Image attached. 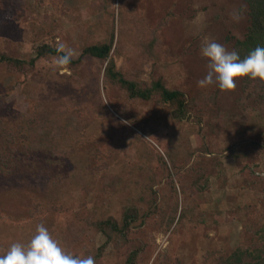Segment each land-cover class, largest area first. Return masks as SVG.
<instances>
[{
  "label": "rangeland",
  "instance_id": "374dc122",
  "mask_svg": "<svg viewBox=\"0 0 264 264\" xmlns=\"http://www.w3.org/2000/svg\"><path fill=\"white\" fill-rule=\"evenodd\" d=\"M100 4L101 0H0V52L29 60L39 45L48 43L63 45L61 49L78 60L84 47L108 38L113 25L117 39L124 25L130 34L131 29L136 33L123 43L120 54L112 53L117 66L142 82L162 77L170 87L197 98L198 107L189 119L172 121L168 108L155 99L131 100L120 88L105 85V65L88 56L74 68L59 65L58 58L40 59L25 73L0 64V120L8 122L2 126L17 131L12 124H27L29 89L58 99L50 104L65 105L68 125H80L74 142L64 136L75 151L60 157L58 165L40 155L11 175H0V255L12 243L27 244L44 224L68 252L96 256L106 237L90 222L108 216L120 220L131 206L138 209L139 219L128 241L108 244L96 264H126L137 248L136 264H211L239 244L263 246L254 230L264 225V150L250 144L264 146V119L239 105L240 78L228 91L198 85L207 73L202 43L215 40L232 51L235 40L247 33L243 0ZM112 10L114 18L109 15ZM234 11L242 13L239 21L232 18ZM148 35L159 42L156 61L145 54ZM201 92H216L217 106L228 117L216 119L200 99ZM62 96L66 100L59 99ZM76 109L79 115L73 113ZM235 147H240L238 158L230 155ZM200 170L206 175L202 182L208 180L202 191L192 185ZM148 183L155 184L160 207L171 210L177 201L178 213L186 211L184 224L167 230L156 218H144Z\"/></svg>",
  "mask_w": 264,
  "mask_h": 264
},
{
  "label": "trees",
  "instance_id": "16d2710c",
  "mask_svg": "<svg viewBox=\"0 0 264 264\" xmlns=\"http://www.w3.org/2000/svg\"><path fill=\"white\" fill-rule=\"evenodd\" d=\"M243 2L249 18V27L244 38L236 39L234 42V50L239 52L241 58L257 46H264V0H243ZM107 3L108 0H101L100 5L106 7ZM109 15L114 18L115 11H110ZM123 16L124 12L122 13V19L124 18ZM115 31L116 29L113 25L108 38L100 43L84 47L81 57L78 60L70 59L67 65L70 68H74L82 62L84 57L96 58L102 62V65H105L103 70V83L105 85L120 88L131 100L149 102L155 99L160 105L168 108V118L172 121L181 122L189 119L191 112L196 111L198 107L197 98L188 97L181 88L170 87L162 77H152L150 82H142L137 78L130 77L117 66L112 53L120 54L123 43L131 35L134 36L136 32L131 29L130 34V29L121 25L118 29V38L116 39ZM145 41L149 45V48L145 50V54L150 60L156 61L160 56L157 48V44H159L157 38L148 35ZM65 53L61 48L43 43L36 48L34 57L29 60L14 58L7 53L0 52V64L6 65L9 69L25 73L27 69H35L37 61L40 59L59 58ZM52 79H56V77L53 76ZM240 81L241 95L238 98L239 105L241 107L245 105L251 112L264 119V80L243 77L240 78ZM73 86V88L78 90L79 85L73 83ZM14 87L15 85H11L10 91L14 90ZM199 97L205 100L206 108L216 119L228 117L217 106L216 92L213 94L201 92ZM27 98L31 101V109L24 114L26 125H22L24 121L12 124V126L14 125L17 128V131H13L2 126L4 119L0 120V175H11L14 169L16 170L20 165H28L33 157L40 155L43 157L47 156L45 160L55 166L58 165L60 157L69 156L75 151L74 147L69 146V148L67 146L69 142L68 140L64 141L63 138L66 136L74 142L76 140L75 133L79 130L80 125L78 124L75 128H71L68 125L66 106L50 104L51 101L55 103L58 99L43 98L42 93H37L32 89L28 90ZM65 98L67 97H59V99ZM79 109L73 110V113L79 115L81 113ZM202 116V114H199L198 119L201 120ZM91 121L90 117L87 116L86 124ZM26 131L31 132V135L25 133ZM79 141L77 140V142ZM250 146L257 150H264V146L255 142L251 143ZM203 149L207 150L205 146ZM239 152L240 147H235L230 151V155L238 158ZM160 162L166 169L168 177H171L167 161L161 155ZM205 176L203 170L195 171L192 185L201 191L206 189L208 180L202 182ZM170 184L175 187L174 180L170 179ZM147 188L148 193L144 195L143 201L147 204L148 210L144 214V218H156L159 224L166 227L167 230H171L172 227L175 230L177 226L185 223L187 213L183 210L180 214L178 213L179 205L177 201L171 210L166 209V207H160L155 184L148 183ZM138 219V209L131 206L124 209L120 220L114 216H108L90 222L91 227L96 232L102 233L106 237L105 244L98 249V253L96 256L94 255V258L98 259L102 256L105 248L110 243H126L129 233ZM254 233L259 236L261 242H264V225L254 230ZM139 251V248H137L130 252L126 264H136ZM211 264H264V244L258 248H250L239 244L231 254L216 256Z\"/></svg>",
  "mask_w": 264,
  "mask_h": 264
},
{
  "label": "clouds",
  "instance_id": "9594fccd",
  "mask_svg": "<svg viewBox=\"0 0 264 264\" xmlns=\"http://www.w3.org/2000/svg\"><path fill=\"white\" fill-rule=\"evenodd\" d=\"M232 18L239 21L242 13L234 11ZM63 45H61V48ZM201 55L207 60V73L198 81L201 88L217 85L221 90H232L239 78L264 80V46H257L241 58L239 52L229 51L225 45L215 41H205L201 45ZM71 54L61 55L57 63L67 65ZM0 264H96L92 255L80 256L68 252L60 241L44 225L37 226L27 244L12 243L3 255Z\"/></svg>",
  "mask_w": 264,
  "mask_h": 264
}]
</instances>
